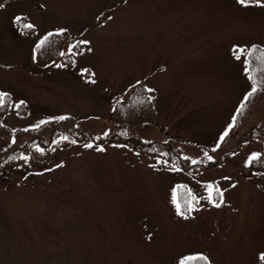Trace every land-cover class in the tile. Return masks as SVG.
Here are the masks:
<instances>
[{"label": "rangeland", "instance_id": "rangeland-1", "mask_svg": "<svg viewBox=\"0 0 264 264\" xmlns=\"http://www.w3.org/2000/svg\"><path fill=\"white\" fill-rule=\"evenodd\" d=\"M0 5V90L13 100L5 128L71 114L77 126L105 135L109 101L143 84L153 89L160 129L145 119L137 133L180 138L192 161L211 156L229 130L252 87L247 49L264 48V0ZM59 25L89 42L77 55L64 49L76 55L75 72L60 53L57 63L35 64L34 46ZM21 102L28 108L16 111ZM12 140L0 137V154ZM55 141L59 152L42 168L24 160L0 170V264H182L198 255L209 264H264V139L250 138L217 167L189 173L120 144ZM253 153L260 156L248 163Z\"/></svg>", "mask_w": 264, "mask_h": 264}, {"label": "trees", "instance_id": "trees-1", "mask_svg": "<svg viewBox=\"0 0 264 264\" xmlns=\"http://www.w3.org/2000/svg\"><path fill=\"white\" fill-rule=\"evenodd\" d=\"M50 33L51 35L49 33L46 35L47 40L42 47L37 48L35 46L36 64L46 65L55 61L57 63L58 60L55 55L64 47L71 46L70 49L72 50L79 49L77 41H71L66 30L62 34H58L60 32L56 31ZM64 49L61 51L63 59L61 58L59 61L71 66L74 54L65 52ZM262 51L264 48L258 46L246 58L249 69L247 74H251L257 82L258 90L244 101L243 107L238 108L235 119L232 120L231 127L227 131L228 135L223 140H219L215 151L211 149V160L205 156L195 159L197 163H192L189 158L184 159L185 152L180 147L182 141L178 137L144 140L138 135L135 127L145 119L156 125L152 101L149 102V92L146 91L147 87L142 84L133 86L121 98L118 96L112 98L110 116L113 124L107 135L103 136L94 131L81 129L76 125V119L72 117H67L64 120H48L46 123L40 124L38 128L34 126L29 128L17 127L9 130L1 124V120L4 114L11 112L13 108L11 101L13 100L3 90H0V98H2V102H0V137H13L7 149L0 154V170L21 165L24 161L21 159L22 155L30 157L27 163L31 168H42L54 155L58 154V148L56 146L52 148V144L53 141L62 136H67V140L75 142L124 145L134 152L160 157L184 172L213 169L224 158L237 152L249 138L264 139V61L259 59ZM27 108L26 102L14 106L16 111H23ZM37 147L41 148L43 152H37ZM161 153H166V155L162 156ZM200 257L204 256H193L183 262L186 264H209L205 257L204 259Z\"/></svg>", "mask_w": 264, "mask_h": 264}, {"label": "snow or ice", "instance_id": "snow-or-ice-1", "mask_svg": "<svg viewBox=\"0 0 264 264\" xmlns=\"http://www.w3.org/2000/svg\"><path fill=\"white\" fill-rule=\"evenodd\" d=\"M239 2L243 4V3L246 2V0H239ZM0 7H3V5H0ZM16 19L19 20L20 17H17ZM25 27H26V28H32L33 25H31V24H27V25H25ZM63 31H64V30H60V33H58V34H62ZM49 35H51V33H49ZM46 40H47V36L44 37L43 39H41V40L39 41V43L36 45V47H37V48L42 47ZM80 43L87 44V43H89V42H88V41H80ZM236 47H238V46H236ZM256 48H257V46H256V45H253L251 48L247 49L248 55L250 56V55L252 54V52H253ZM238 51H239V53H243V52L246 51V49H245V48H238ZM236 59H240V55H237V56H236ZM259 59H260L261 61H264V51L261 52ZM245 64H246L245 72L248 73L249 69H248V67H247V64H248V61H247V60H245ZM57 66L59 67L60 65H57ZM248 78H249L250 81H252V87H251V91L248 92L247 95L244 97L245 100H247L250 96H252V95L258 90V89H257V82L253 79V77H252L251 74L248 75ZM146 91L151 92V91H153V89H150V88H149V89H146ZM151 99H152V98L149 97V102H151ZM0 102H2V98H0ZM21 103H22V102H21ZM241 107H243V105H241ZM55 119H58V120H64V119H67V117L60 116V117H56ZM233 119H235V117H233ZM44 123H46V121H40V123L37 124V125H35L34 127L38 128V127L40 126V124H44ZM229 127H231V125H230ZM25 131H27V129H25ZM105 135H107V133H105ZM227 135H228L227 132L223 133V135H221L220 139L223 140L224 137L227 136ZM61 139H63V140H67L68 137H67V136H62ZM13 142H15V141H13ZM71 142H72V143H75V141H71ZM53 143H59V141H53ZM116 146L119 147V146H121V145H116ZM217 146H218V145H217ZM84 147H86V148H91V147H92V144H90V143L85 144ZM97 150H98V151H103L102 148H97ZM215 150H216V149L213 148V151H215ZM36 151H37V152H41V153L43 152V150H42L41 148H39V147L36 148ZM154 151H155V150H154ZM161 155H162V156H163V155H166V153H161ZM205 156H207V158H208L209 160L212 159V157H211V156H208L207 153H205ZM259 156H260V153H253V154L248 158V161H247V162H248V163H251L253 160H256L257 158H259ZM21 159H23V160H25V162H27V161L30 159V157H28V156H23V155H22V156H21ZM184 159H188V157H184ZM164 163H167V161H164ZM192 163H197V161L193 160ZM172 170H174V171H178L179 169L176 168V167L173 165ZM207 188H208V191H209V200H211V192L213 191V186H212L211 184H209V185L207 186ZM216 191H219V189H216ZM192 199L194 200L195 197H193ZM173 203H174V204L176 203L175 197H173ZM186 204L188 205L189 211H191V210H192V203H191V201H186ZM217 206H218V205H217ZM176 209H177V214H182V213H181V210H180V206H179V204L176 205ZM200 258H201V259H204V257H200ZM260 259H261V260H264V254L261 255ZM182 264H186V262H182Z\"/></svg>", "mask_w": 264, "mask_h": 264}]
</instances>
